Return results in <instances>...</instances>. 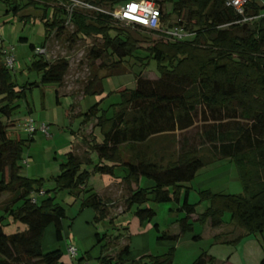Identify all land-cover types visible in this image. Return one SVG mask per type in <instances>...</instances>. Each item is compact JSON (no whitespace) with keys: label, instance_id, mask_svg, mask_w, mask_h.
<instances>
[{"label":"trees","instance_id":"obj_1","mask_svg":"<svg viewBox=\"0 0 264 264\" xmlns=\"http://www.w3.org/2000/svg\"><path fill=\"white\" fill-rule=\"evenodd\" d=\"M41 1L29 0L25 6L34 7ZM83 1L112 11L133 0ZM13 3L17 14L21 9L17 0ZM156 3L162 10L159 31L148 32L131 26L158 37L145 49L139 48L138 40L119 28L108 15L94 13L91 19L79 13L73 16V37H94L102 41L101 48L92 47L87 56L92 63L101 60V68L109 69L107 76L121 74L119 66L125 58L143 54L140 62L155 61L159 78L149 81L143 79L141 73L137 74L135 89L121 90L120 102L114 106L111 118L98 116L99 104L89 108L85 116L97 120L102 134V141L89 150L97 154L98 161L93 164L88 151L86 157L69 152L55 179L54 193L65 191L77 196L83 193L81 209L91 208L95 223L109 219L113 228L126 234L127 228L114 225L115 218L107 203L87 186L89 173L85 169L93 164L95 173L116 177L115 169L121 167L125 173L122 181L129 191L126 211L137 206L135 216L140 225L155 217L153 209L142 208L146 202H180L185 188L182 210L187 216L179 222V227L181 233L186 234L193 230L189 218L195 214V209L188 203L190 188L184 185L191 184L202 169L230 160L236 168L242 194L199 191L201 199L210 201V206L197 221L203 218L212 228H218L223 224V215L228 213L236 229L243 230L245 236L259 235L264 243V6L251 0L242 17L225 8L224 0H156ZM48 8L44 7L41 17L46 42L52 33L58 35L65 28L64 13L52 7L53 15L48 20ZM245 18L251 21L242 23ZM175 27L182 29L187 38L181 41L164 38V32ZM35 48L30 45L32 51ZM2 52L0 48V117L3 118H0V199L4 194L10 198L4 204L0 202V212L24 225L26 231L6 236L2 229L4 215L0 216V264H64L62 252L44 251L42 240L49 226H54L57 240H62L66 210L55 203L54 197L40 201L37 197L41 180L29 179L21 173L20 162L27 141L10 120L17 108L15 102L25 98L26 93L25 88L17 90L12 83ZM37 57L32 69L41 75V82L60 86L69 68L68 61L48 62L44 56ZM113 58L117 61L106 63ZM101 91V79L93 76L84 87L83 95ZM197 121L202 125V145L194 148L193 141L180 135L193 129ZM153 139L171 140L169 145L177 146L175 156L169 153L170 146H167L160 149L163 154L160 162L140 157V149ZM32 140L33 136L29 137L28 141ZM202 146H209L210 158L201 155ZM124 147L135 151L137 158L125 161L120 153ZM166 156L171 159L163 165ZM143 178L151 180L153 186L141 188L139 182ZM132 185L135 190L131 189ZM33 198L35 204L31 203ZM124 234L119 233L114 240L121 241ZM96 237L98 243L106 239V235L96 234ZM129 254V246L125 245L115 260L106 255L99 260L102 264H173L172 251L149 256L147 260L124 261ZM213 260L202 253L192 264H211ZM259 264H264V258Z\"/></svg>","mask_w":264,"mask_h":264},{"label":"rangeland","instance_id":"obj_2","mask_svg":"<svg viewBox=\"0 0 264 264\" xmlns=\"http://www.w3.org/2000/svg\"><path fill=\"white\" fill-rule=\"evenodd\" d=\"M28 1L17 0V5L21 10L16 14L13 0H0V48L5 52H11L15 59L14 68L11 70L12 83L16 85L17 90L25 88L26 96L15 102L17 108L10 121L15 124L13 128L18 131L22 139L27 141L23 147L20 162L21 173L29 179L41 180V192L46 194H40V201L49 196L54 197L55 203L62 205L67 216L71 217L69 220H92L94 230L101 234L100 237L106 235V239L100 243L94 241L93 247L92 243L86 242L88 245L86 248L95 254L103 249L105 250L104 255L112 260L116 259L121 248L128 245L132 256L141 255L145 260L147 256L144 254L149 249L152 257L166 255L172 251L173 264H192L202 253L214 259L211 264H259L264 258V243L261 242V236H245L243 230L236 229L230 223L228 213L223 215V224L218 228H212L203 218H201L203 221H197L210 206V201L201 199L199 191L208 190L213 194H242L241 183L232 163L224 162L210 169H202L191 184L184 185L190 188L188 203L194 205L195 209V214L189 218L193 230L186 234H182L179 227V222L187 216L182 210L185 188L182 190L180 202L172 201L161 204L153 203L151 200L146 202L142 208L153 209L155 217L151 222L143 225H140L135 216L137 206L126 211L125 200L129 191L123 182L118 185L114 183L109 193H107L108 189H105L104 193L101 192L113 177L95 173L93 170L92 166L98 161V156L95 152L88 151V148L100 143L102 134L97 120L95 118L89 120L85 114L92 105L99 104L98 116L105 115L111 118L114 106L120 102L121 90L135 89L137 74L141 73V77L149 81L159 78L157 64L153 60L140 62V59L144 57L140 52L142 55L125 58L120 63L121 74L107 76L109 69L101 68L102 61L97 60L92 63L87 56L92 47L101 48V40L94 37H73L74 27L72 25L65 27L58 35L55 32L52 33L46 42L45 27L41 17L44 7L49 6L46 17L51 20L53 2L43 0L34 7H26L25 4ZM170 9L171 7L168 6V10ZM87 18L92 17L87 16ZM118 27L133 35L138 40L139 48L145 49L158 39L157 36H151L125 24L118 23ZM30 45L36 48L46 47L48 55L44 58L48 62L58 59L68 61L69 68L60 86L41 82V75L32 69V64L38 60V57L35 50L30 49ZM113 61L116 62L117 58L106 60V63L111 64ZM93 76L101 79V93L83 95L84 87ZM27 119L33 122L36 129L31 142L28 141L29 136L23 130V124ZM41 126L48 128V136L39 131ZM201 128L202 125L197 121L193 129L180 136L193 141L194 148H198L202 145ZM170 141L169 139H153L140 149L139 156L160 162L163 155L160 149L170 146ZM169 148V153L175 156L177 146L171 145ZM209 150V146H202L201 155L210 158ZM85 151H88V157L93 162L91 166L85 167L89 173L87 184L94 189V192L100 193L101 198L111 209V216L115 218L114 225L117 228H127L126 234L123 230L113 228L109 219L95 223L93 210L91 208L81 209L83 193L79 196L65 191L54 193L55 179L60 173L61 165L66 162L67 154L73 152L79 157H86ZM120 153L125 161L137 154L129 150V147H124ZM170 159L166 156L163 165H167ZM174 159L173 157L172 161ZM105 163L110 164V162ZM115 170L117 177H124L123 168L117 167ZM140 186L147 188L153 186V182L143 178L140 180ZM9 198L8 194L2 195L1 204L8 202ZM3 215L0 213V216ZM69 225L71 226V223ZM2 229L6 236L26 231L24 225L13 222L8 215H4ZM69 229L72 232V228ZM146 229L151 230L147 235ZM119 233L124 234L121 241L114 240ZM143 233L146 237L138 236ZM163 236L176 239H164ZM237 240L239 241L236 243ZM78 245L81 246V244ZM86 248L83 249L86 251ZM54 249L60 250L64 258H67L65 240L58 242ZM89 262L90 264L98 263L95 260Z\"/></svg>","mask_w":264,"mask_h":264},{"label":"built area","instance_id":"obj_3","mask_svg":"<svg viewBox=\"0 0 264 264\" xmlns=\"http://www.w3.org/2000/svg\"><path fill=\"white\" fill-rule=\"evenodd\" d=\"M53 2V6L64 13L65 23L64 27L72 26L73 16L75 14H82L86 16H93L94 13H101L110 16L119 24L126 26H137L148 32H157L161 28L162 10L156 3V0H133L116 7L112 11H105L90 5L83 0H48ZM251 0H224V7L233 10L237 15L244 16L245 8ZM264 6V0H255ZM93 18V17H92ZM251 21V19H244L242 23ZM166 39L181 41L187 38V34L180 28H172L164 32ZM35 54L46 57V47L35 48ZM3 61L7 69L10 71L14 68L15 59L11 52L3 51ZM24 132L32 137L36 132L33 122L29 119L25 120L23 124ZM39 131L48 136V128L41 126ZM43 194V192H40ZM31 203L35 204L36 199L33 198ZM67 252L71 258H77L78 252L75 247L68 245ZM81 264H90L88 260H84Z\"/></svg>","mask_w":264,"mask_h":264},{"label":"crops","instance_id":"obj_4","mask_svg":"<svg viewBox=\"0 0 264 264\" xmlns=\"http://www.w3.org/2000/svg\"><path fill=\"white\" fill-rule=\"evenodd\" d=\"M89 150H90V148H88V151ZM86 152L87 151H85L84 153H86ZM136 155L137 154H134V155L130 156V158H131L130 160H135L137 158ZM224 162L231 163L230 160H223V161L214 163V164H212V165H210V166H208V167H206L204 169H210L214 165H217L219 163H224ZM115 172H116V170H115ZM115 176H116V173H115ZM122 178L123 177H117V176L113 177V179L110 180V182L107 183L104 186V188H102L101 192L104 193L105 189H108L107 193H109L110 190H111V186L114 183H116V185H118L120 182H123ZM87 186H88V184H87ZM139 186H140V182H139ZM151 187L152 186L147 187V188H151ZM131 189L135 190L136 187L134 186L132 188V186H131ZM201 191H203V190H201ZM95 193L99 197H101L100 193H98V192H95ZM39 196L37 197L38 199L40 198ZM69 218H71V217L69 215L67 216V214H66V219L62 221L61 235H62V240H65L67 258H64L63 253H62L61 262L64 263V264H81V262H83L86 259L88 261L95 260L98 263L102 264L100 262V260H99V258L105 256L104 253H102V250L98 254H95V252L92 253L86 248V246H88L86 244V242H88V244L92 243V245H91L92 247L94 246L93 242L94 241L97 242L96 234H98V233H97L96 230H94L92 220H69ZM70 223H71V226L69 225ZM69 228H72V232H70ZM146 231H147V233H146V235H147L148 233H150L149 231H151V230H147L146 229ZM99 235H101V234H99ZM146 235L144 233L143 234H138V236H145V237H146ZM149 238H150V236H149ZM58 242H60V241H58L57 238H56V231H55L54 226L47 227V229L44 232V236H43V240H42V249L44 251H53V250H55L54 248H56ZM78 244H81V246H79ZM68 245H71V246L76 248V250L78 252V257L77 258H71L69 256V254L67 252ZM77 246H79V249H77L78 248ZM83 248H86V251ZM145 248L147 249V247H145ZM144 256H147V257L151 256L150 252H149V249H147V252H146V254H144ZM140 258H143V256H141V255L140 256H138V255L132 256V254L130 252L128 258L124 259V261H133V260L136 261V260H138Z\"/></svg>","mask_w":264,"mask_h":264}]
</instances>
